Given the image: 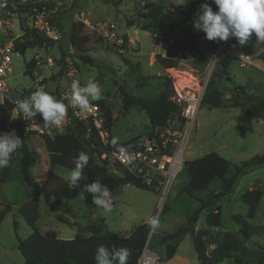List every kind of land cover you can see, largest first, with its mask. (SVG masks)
Segmentation results:
<instances>
[{
	"label": "rangeland",
	"instance_id": "1",
	"mask_svg": "<svg viewBox=\"0 0 264 264\" xmlns=\"http://www.w3.org/2000/svg\"><path fill=\"white\" fill-rule=\"evenodd\" d=\"M48 1L53 4L51 9L40 14L9 13L0 17L1 40L13 42L33 29L44 32L52 40L42 47L29 48L24 54L13 55L12 69L7 74L9 91L6 95L13 103L21 100V95L29 97L36 88L44 89L65 103L62 95L66 92L71 96L74 81L84 86L88 79H94L102 89V111L109 110L112 117L108 136L112 141H135L144 139L151 129L142 108H122L123 93L153 99L166 88L169 98L175 100L176 92L180 90L188 97L199 96L200 99L207 91L218 92L223 100L229 101L236 83L244 84L247 91L264 90V47L255 46L254 34L244 46H240L235 38L220 46L225 41L209 42L200 36L196 41L197 52L178 55V66L173 67L171 72L164 70L155 58L157 53L164 54V46L152 37L149 30L144 29L146 26L140 14L145 4L155 2L165 7L170 19L177 20L180 14L172 8L176 5L172 0H120L116 5L100 0ZM128 18L133 20L130 26L126 25ZM47 20L54 22L59 29L47 24ZM79 36L86 37L88 50L84 53L76 48ZM216 52H222L218 59L214 56ZM81 55L88 56L90 64H84ZM32 57L36 64L31 74H25V63ZM221 60L229 62V81L222 72ZM187 78L189 86L177 89L175 83ZM182 110V106L178 105L177 118L166 126L171 131L179 128ZM6 112H0V133L11 132L12 124L8 128L4 126L8 117ZM36 116V122L26 120L19 130L16 127V135L20 137V133L24 135L29 129L48 132V129L42 128V115L38 113ZM52 131L62 133L65 129L54 128ZM25 142L35 156L30 173L37 187H29L22 180L18 167L19 147L12 154L9 166L0 169V204H10L16 213L17 206L37 195L39 216L36 228L40 232L53 229L62 239H71L76 234L89 235L92 231L126 235L147 217L157 216V195L134 185L110 192V211L95 204L87 205L80 197L61 204H56L53 199L44 202L39 189L48 175V152L38 134L26 135ZM210 151L236 164L254 155H264V122L247 115L244 108L208 107L199 102L184 159L191 160ZM100 158L107 160L110 172L119 175L120 167L110 155L102 154ZM100 158L94 156L93 164L101 163ZM91 166L85 167L83 177L90 174ZM53 170L65 179L70 169L57 165ZM188 178L183 165L158 215L159 229L148 234L146 247L158 256L162 264H167L165 249L168 244L176 246V256L170 264H200L188 232L175 239H162L178 227L185 226L187 217L198 206L197 200L186 193H178ZM250 188H264V163L243 170L232 190L216 202L220 206L221 224L218 227L207 226L214 235L213 243L206 245L207 252L210 253L216 243L227 237L240 245L237 252L240 262L224 258L216 264H255L258 253L264 251V199L260 200L254 216L246 218L249 224L256 227L249 237L240 233L232 219L233 215L246 217L247 206L239 196ZM204 214L205 211L199 214L195 228L206 227ZM11 215L5 216L0 223V264H21L23 257L17 249V237L24 238L32 232L21 217L15 234Z\"/></svg>",
	"mask_w": 264,
	"mask_h": 264
},
{
	"label": "trees",
	"instance_id": "2",
	"mask_svg": "<svg viewBox=\"0 0 264 264\" xmlns=\"http://www.w3.org/2000/svg\"><path fill=\"white\" fill-rule=\"evenodd\" d=\"M100 1L116 5L120 0ZM202 3H209L212 5L213 10H216L212 0H191L182 6H172L181 15V18L177 20L170 19L165 7L160 3L152 2L143 6V12L140 15L146 26L144 29L149 30L152 37L164 46V54L157 53L155 55L156 61L162 68L177 67L179 63L178 55L186 52H197L199 50L196 43L197 39L200 36H204L206 39V34L202 30L197 32L193 23ZM52 5L48 0H6V6L0 7V17L9 13L37 15L51 9ZM47 24L55 26L57 30L59 29L54 22L47 20ZM132 24L133 20L131 18L126 19L127 26ZM50 41H52L51 38L46 36L44 32L33 29L15 38L13 47L18 53L24 54L27 49L36 46L42 47ZM208 41L213 42L212 40ZM76 48L82 53L88 50L86 37L79 36L77 38ZM80 59L84 64H90L88 56L81 55ZM35 64V58L32 57L25 63L24 73L31 74ZM228 65L227 60H221L222 72L227 81L231 80L227 72ZM167 78L171 79L170 76H167ZM20 99H24V95H21ZM95 102L102 109V101ZM200 105L220 108H244L247 115L257 121L264 122V90L262 92L247 91L245 85L241 83L234 84L229 101L223 100L218 92L205 91L200 99ZM14 106L13 102L5 99L0 103V112L12 110ZM132 106H139L146 113L151 129L150 134L155 127L167 126L177 116L178 112V104L169 98L166 88L161 90L153 99L123 93L122 108L128 110ZM103 113V128L108 133L112 117L109 110L105 109ZM16 125L20 126V123L17 122ZM28 134H38L48 152V175L39 189L44 202L53 199L56 204H61L76 197L81 198V193H84V198H81L82 201L87 205H92V195L85 192V185L95 180H99L102 185L107 186L110 192L125 184L155 192L153 188L145 186L138 178L125 172L120 166L119 175L110 172L106 165L107 160L100 158L102 154H108L111 148L109 144L112 142L110 136H107L108 141L106 144L102 143L96 129L77 119L72 120L64 132H53L55 140L49 137L48 132H38L35 129L27 130L24 135L19 134L21 138L19 173L23 182L29 187H37V184L30 173V167L35 162V156L25 142V137ZM133 141V139L116 141L115 146H130ZM81 151L88 154V165L92 164L91 171L88 176L82 177L78 182V186H70L53 169L55 166L60 165L71 170L75 167L74 157ZM94 156L100 158L101 163L93 164ZM263 163L264 155H254L236 164L220 156L215 151H210L191 160H185L183 165L189 179L182 186V191L197 200L198 206L187 217L186 225L164 235L162 237L163 241L175 239L179 235L188 232L200 264H216L224 258H233L236 262H240L237 257L240 245L236 240L230 237L224 238L221 242L216 243L211 252L208 253L206 245L207 243H213V232L208 230L207 227L196 229L195 224L199 214L205 211L204 222L206 226H220V206L216 204L217 200L232 190L237 177L243 170ZM1 179H4V177ZM239 198L247 206V214L246 217L233 215L232 219L238 225L240 233L247 238L256 231V227L249 224L246 218L254 216L260 200L264 199V188L246 189L240 194ZM0 205L1 223L6 213L10 211L11 205ZM17 214L32 229V232L26 237H17V249L24 260L22 264H96L95 253L99 245H104L110 252L114 248L118 249L120 247L129 249L128 264H136L150 232L145 221L133 228L127 236H121L110 231H92L89 235L76 234L71 239H62L57 236L56 231L53 229L40 232L35 226L39 215L37 195L22 202L17 208ZM12 227L14 233L17 234L18 223L15 216L12 220ZM175 252L176 246L168 244L165 249V258H172ZM8 264L15 263L10 262ZM255 264H264V251L258 253Z\"/></svg>",
	"mask_w": 264,
	"mask_h": 264
},
{
	"label": "clouds",
	"instance_id": "3",
	"mask_svg": "<svg viewBox=\"0 0 264 264\" xmlns=\"http://www.w3.org/2000/svg\"><path fill=\"white\" fill-rule=\"evenodd\" d=\"M177 6L187 3V0H172ZM216 10L209 3H202L194 18V27L206 34V39L212 41H228L235 38L240 46L248 44L253 36L256 37L255 46L264 47V0H212ZM6 6V0H0V7ZM102 99L100 84L94 79H88L84 86L78 81L71 84V103L81 110H88L92 101ZM66 105L54 95L42 88H36L29 97L16 102V110L12 117L20 114L32 119L38 113L43 118V129H48V135L55 140L52 129L61 126L67 114ZM115 144L116 141L113 140ZM21 146V138L15 130L0 133V169L8 167L12 154ZM89 156L79 152L73 159L74 168L68 171L65 180L70 186H78L84 169L88 165ZM85 192L92 195V203L105 211H110L108 201L111 193L107 186L95 180L85 185ZM84 198V193H81ZM145 223L150 231L155 232L160 227L158 216L146 218ZM129 249L114 248L109 251L104 245H99L95 253L96 264H128Z\"/></svg>",
	"mask_w": 264,
	"mask_h": 264
},
{
	"label": "built area",
	"instance_id": "4",
	"mask_svg": "<svg viewBox=\"0 0 264 264\" xmlns=\"http://www.w3.org/2000/svg\"><path fill=\"white\" fill-rule=\"evenodd\" d=\"M223 42L220 46H225L231 40ZM18 52L14 50L11 40L0 39V103L6 98L9 87L7 84V74L12 69V58ZM222 54V52H221ZM218 52L214 54L215 58L221 57ZM62 100L68 109L65 120L58 128L66 129L74 119L88 123L98 131L100 140L106 144L108 133L103 128L104 113L99 104L92 101L88 110H81L71 103V96L66 92L62 95ZM178 105L182 106V114L179 119V128L172 131L165 127H155L151 134L144 139L135 140L130 146L116 147L110 142L108 155L120 166L125 172L134 175L138 180L147 187L153 188L157 195L158 208L157 216L162 211V206L171 191L176 174L182 169L184 164V152L188 144V139L192 131L195 115L198 110L200 97H188L182 93V90L176 92L174 98ZM12 110L7 111V121L5 127L10 125L11 131L28 120L32 123L37 121V116L32 119L20 114L16 118L12 117V112L16 110V103ZM177 118V117H175ZM15 123V124H14ZM89 132V130H88ZM104 155H106L104 153ZM150 233V232H149ZM136 264H162L158 261V256L144 246Z\"/></svg>",
	"mask_w": 264,
	"mask_h": 264
},
{
	"label": "crops",
	"instance_id": "5",
	"mask_svg": "<svg viewBox=\"0 0 264 264\" xmlns=\"http://www.w3.org/2000/svg\"><path fill=\"white\" fill-rule=\"evenodd\" d=\"M179 18L178 19H180L181 18V15L180 16H178ZM164 70H166V71H168V72H171V69L170 68H163ZM189 179V178H188ZM188 181V180H187ZM186 181V182H187ZM129 185H131V184H125V185H122L121 187H119L117 190H122L123 189V187H125V186H129ZM151 191V190H150ZM153 192V191H152ZM153 193H155V192H153ZM178 193H185L184 191H182V188H181V190L178 192ZM156 194V193H155ZM176 194V193H175ZM177 195V194H176ZM39 201V200H38ZM17 208H18V206H17ZM10 214H12L11 216L12 217H14L15 216V219H16V221H17V223H18V225L20 224V219H21V216L20 215H18L17 214V211H16V213L15 212H13L12 211V209H10V211L9 212H7L6 213V217H9L8 215H10ZM39 216V215H38ZM37 222V221H36ZM36 222H35V226H36ZM204 226H206V224L204 225ZM207 227V226H206ZM197 228V227H196ZM129 234V233H128ZM128 234H126V235H121V234H119L118 233V235H121V236H127ZM58 236V235H57ZM176 256V253L174 254V256L172 257L173 259H174V257ZM172 258L171 259H167V264H170L171 262H172ZM24 261V260H23ZM23 263V262H22ZM21 263V264H22ZM8 264V263H7ZM20 264V263H19Z\"/></svg>",
	"mask_w": 264,
	"mask_h": 264
},
{
	"label": "bare ground",
	"instance_id": "6",
	"mask_svg": "<svg viewBox=\"0 0 264 264\" xmlns=\"http://www.w3.org/2000/svg\"><path fill=\"white\" fill-rule=\"evenodd\" d=\"M171 71H172V69H171ZM178 74V73H177ZM180 74V73H179ZM179 76V75H178ZM191 76V75H190ZM180 77V76H179ZM191 78V77H190ZM194 77H192V79H193ZM191 80V79H190ZM177 81V80H176ZM190 81H189V79L187 78V79H179L176 83H175V85H176V87H177V89H180V88H185L186 86H189V83Z\"/></svg>",
	"mask_w": 264,
	"mask_h": 264
}]
</instances>
